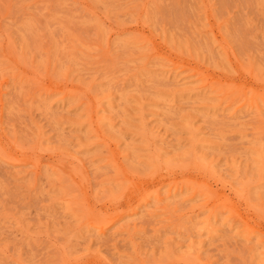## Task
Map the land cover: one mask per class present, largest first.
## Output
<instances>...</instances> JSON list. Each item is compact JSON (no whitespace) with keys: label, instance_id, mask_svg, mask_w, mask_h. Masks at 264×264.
I'll use <instances>...</instances> for the list:
<instances>
[{"label":"rangeland","instance_id":"obj_1","mask_svg":"<svg viewBox=\"0 0 264 264\" xmlns=\"http://www.w3.org/2000/svg\"><path fill=\"white\" fill-rule=\"evenodd\" d=\"M0 264H264V0H0Z\"/></svg>","mask_w":264,"mask_h":264},{"label":"bare ground","instance_id":"obj_2","mask_svg":"<svg viewBox=\"0 0 264 264\" xmlns=\"http://www.w3.org/2000/svg\"><path fill=\"white\" fill-rule=\"evenodd\" d=\"M14 162V161H13ZM193 261V260H192Z\"/></svg>","mask_w":264,"mask_h":264}]
</instances>
